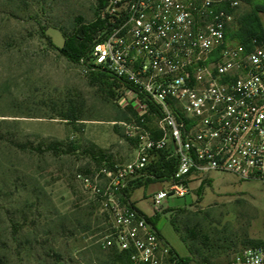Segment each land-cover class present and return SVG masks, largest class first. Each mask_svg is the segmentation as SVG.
I'll list each match as a JSON object with an SVG mask.
<instances>
[{"label":"rangeland","instance_id":"rangeland-1","mask_svg":"<svg viewBox=\"0 0 264 264\" xmlns=\"http://www.w3.org/2000/svg\"><path fill=\"white\" fill-rule=\"evenodd\" d=\"M238 1L230 25L233 43L264 29V12L257 8L261 0ZM106 5V0H0L3 264H40L41 250L31 251L25 245L55 249L70 245L74 261L99 264L94 247L104 231L92 230L72 239L43 234L36 237L38 244L31 225L41 233L48 228L47 218L81 207L92 206L93 219L101 217L99 203L78 176L99 171L100 157L119 164L134 158L135 145L123 126L134 115L119 103L121 83L87 67L85 60L75 63L60 52L81 25L104 22ZM207 181L203 191L194 184L187 198L165 202L157 217V230L180 261L190 259L187 264H227L234 253L247 248L249 240L264 244L263 186L225 173H212ZM165 188L167 184L155 183L136 191V206L153 215L151 199L142 197ZM102 218L101 227L106 229ZM24 219L28 221L24 232L14 234L13 226ZM171 220L194 252L185 247Z\"/></svg>","mask_w":264,"mask_h":264},{"label":"built area","instance_id":"built-area-1","mask_svg":"<svg viewBox=\"0 0 264 264\" xmlns=\"http://www.w3.org/2000/svg\"><path fill=\"white\" fill-rule=\"evenodd\" d=\"M238 5L107 1L106 27L89 68L121 83L119 103L134 115L123 126L135 154L126 164L105 158L95 174L78 178L107 222L97 246L127 254L128 264H177L149 219L165 202L187 198L192 185L207 183L212 173L264 188V45L227 41ZM164 153L175 159L176 171L170 181L157 182L167 188L151 195L154 214L147 216L124 192L134 181L155 179L148 169ZM227 264H264V244L234 253Z\"/></svg>","mask_w":264,"mask_h":264},{"label":"trees","instance_id":"trees-1","mask_svg":"<svg viewBox=\"0 0 264 264\" xmlns=\"http://www.w3.org/2000/svg\"><path fill=\"white\" fill-rule=\"evenodd\" d=\"M108 0H106L107 2ZM242 1V0H240ZM246 3H249L250 0H244ZM258 12H264V0H261V5L259 7ZM252 14V13H251ZM250 13L247 14V16L251 15ZM255 24H257V21L254 20ZM106 27V22H96L92 23L88 26L81 25L77 34L66 38L65 45L61 49V54L69 59L70 61H73L75 63H80L83 59L85 60V63L87 67H89V54L91 53L94 45L101 41L99 38L100 34ZM259 33L254 35H248L245 37H241L238 44L246 45L247 47L250 46L252 39H257L261 44L264 45V29L260 27L258 29ZM230 34V27L227 31V41L230 43H233L229 37ZM67 36V35H66ZM97 70V69H96ZM100 71V70H98ZM103 76L108 78L109 80L113 78L109 76L108 74L100 71ZM115 80V79H114ZM117 81V80H116ZM105 159V157H100L98 160V164L100 165L101 162ZM176 161L175 159H167L166 153L161 154L156 162L151 165L148 169V173H150L152 176L155 177V179H147V180H138L134 181L130 184L129 188L124 192V196L127 201H130L133 194L141 189H147L150 185L157 183V182H167L170 181L176 171ZM206 185V183H203L200 186L199 191H203V186ZM55 219L53 217H49L46 219L47 227H43V230H41V233L37 231V228L34 224H30L33 226V235L35 237L34 242L38 243L36 237L39 235H45V236H52L54 238H67L72 239L75 238L78 235H84L93 232H100L104 231L105 229L101 227L102 223L104 222V219L102 218L103 215L97 216L93 219V212H92V206L90 207H81L78 210H75L74 212L70 214L60 215V213L55 214ZM159 215L156 214L149 220L156 225L159 221L157 219ZM28 221L24 219L22 224L14 225L13 228L14 234H21L24 232L25 227L27 226ZM172 226L175 230V232L178 235H181V240L185 247L189 250V252H194V249L189 245L187 236H183L181 230L178 228L177 223L175 220H171ZM188 229L184 233H188ZM92 233L91 235H93ZM40 244V243H38ZM42 244V243H41ZM262 245L259 241L249 240L247 245L248 247H254ZM29 246V250L33 251L36 247L41 250V260L39 259L40 264H80L76 261H74L72 256V250L70 249V245H62V248L55 249L51 245H25ZM19 248L22 249V246L19 245ZM26 249H24L25 251ZM95 254L99 256L96 260L99 264H128L129 257L127 254H122L117 251L111 250V251H103L99 246L94 247ZM175 259L177 260V264H187L190 262V259L180 261L178 258V255L176 254L174 250ZM102 258V260L100 259ZM4 262L0 260V264H3Z\"/></svg>","mask_w":264,"mask_h":264},{"label":"crops","instance_id":"crops-1","mask_svg":"<svg viewBox=\"0 0 264 264\" xmlns=\"http://www.w3.org/2000/svg\"><path fill=\"white\" fill-rule=\"evenodd\" d=\"M263 25H264V21H263ZM194 185V184H193ZM199 186V185H198ZM140 190V189H139ZM146 190V189H145ZM160 190H162V189H159V190H157V191H155L154 193H156V192H158V191H160ZM138 191V190H137ZM135 194V193H134ZM134 194H133V196H132V198H131V201H132V203H133V205L136 207V208H138L137 206H136V200L134 199ZM147 197H151V194L148 196L147 194H146V192L144 193V195H143V197H142V199H147ZM151 199V198H150ZM139 209V208H138ZM139 210H141V209H139ZM142 211V210H141ZM143 212V211H142ZM144 213V212H143ZM151 216H153V215H151Z\"/></svg>","mask_w":264,"mask_h":264}]
</instances>
